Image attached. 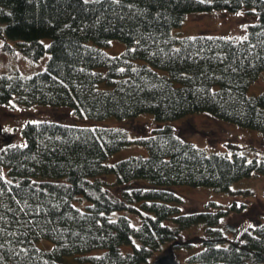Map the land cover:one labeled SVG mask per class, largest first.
Listing matches in <instances>:
<instances>
[{"label": "trees", "instance_id": "obj_1", "mask_svg": "<svg viewBox=\"0 0 264 264\" xmlns=\"http://www.w3.org/2000/svg\"><path fill=\"white\" fill-rule=\"evenodd\" d=\"M242 9L256 18L245 37L171 34L189 13ZM0 37L15 41L31 60L49 54L32 75H0V105L15 98L25 106H68L80 118L152 113L156 122L143 125L133 139L117 127L27 122L24 143L0 149V264H62L63 255L96 249L103 252L84 259L152 264L166 246L175 253L194 248V239L184 234L195 226L204 228L202 247L184 264H264V220L235 232L219 226L223 217L243 212L244 203L208 201L206 210L185 212L182 195L170 188L252 195L232 185L264 176V153L249 158L236 145L231 155L207 153L168 123L204 112L264 135V92L246 94L264 71V0H0ZM112 39L126 44L117 55L100 48ZM130 142L144 146L148 156L104 163ZM108 174L115 181L99 179ZM79 199L83 208L73 204ZM122 211L139 223L114 217ZM40 239L51 241V248L37 247ZM124 244L132 250L123 252Z\"/></svg>", "mask_w": 264, "mask_h": 264}, {"label": "rangeland", "instance_id": "obj_2", "mask_svg": "<svg viewBox=\"0 0 264 264\" xmlns=\"http://www.w3.org/2000/svg\"><path fill=\"white\" fill-rule=\"evenodd\" d=\"M256 20L253 13L247 9L238 12H228L219 10L214 12L199 13L193 12L186 15L181 25L173 27L171 34L175 37L194 36V35H213L223 37H245L247 26ZM45 44L48 39L42 40ZM9 46V48H7ZM109 55H117L126 48V44L118 39H112L107 45L100 46ZM49 54H46L38 60H31L24 56L19 50L18 44L6 37H0V75L10 74L14 70H19L25 75H32L42 70ZM138 65H147L161 75H166L165 70L156 68L142 59H135ZM103 71L104 68H98ZM102 88H109L106 84L100 85ZM264 92V71H261L256 80L251 82L247 89V95H256ZM40 119L54 120L68 124L88 127H117L127 131L130 139L141 134L143 125L156 124L152 113H140L128 118H117L109 116L103 119L80 118L76 116L73 109L68 106L52 107L49 105L33 104L25 106L20 104L15 98L6 104L0 105V149L10 144H23L24 138L21 130L27 122H33ZM176 133L183 140L200 147L207 153L221 152L231 155L230 146L236 145L240 151L249 158L253 153H264V135L255 129L236 125L234 123L213 117L208 113L196 112L185 115L174 121H169ZM129 156H148V150L139 144L130 142L121 149L109 154L104 160L105 164H112ZM104 182L115 181L114 174L99 176ZM140 184H146V180H138ZM112 187V186H111ZM183 197L182 209L185 212H195L206 210L205 204L208 201H215L222 205H229L232 202L244 203L246 209L243 212L231 213L223 217L219 226L225 229L226 224L234 227L241 225L257 224L264 220V176L252 174L242 178L232 185V189H249L252 195L246 197L239 195L234 196L231 193L218 191L206 186H188L173 185L170 187ZM112 192L118 195L119 190L112 187ZM85 201L83 199L74 200L73 204L80 208ZM114 217L118 215H127L131 218L132 223L137 225L138 218L127 212H115ZM203 226H195L186 231L184 237L188 239L191 236L196 242L194 248L176 250V257L181 264L185 263L186 257L192 252L202 247V237L204 236ZM37 247L49 249L52 242L47 239H40L34 242ZM134 244L139 242L135 239ZM123 252L132 250V245L124 244L120 246ZM168 250L166 246L162 252L156 254L154 258ZM102 249L92 250L87 253L75 255H63L62 264H92L89 260L84 259L86 256L99 255ZM151 261V263H152Z\"/></svg>", "mask_w": 264, "mask_h": 264}, {"label": "water", "instance_id": "obj_3", "mask_svg": "<svg viewBox=\"0 0 264 264\" xmlns=\"http://www.w3.org/2000/svg\"><path fill=\"white\" fill-rule=\"evenodd\" d=\"M229 231L235 232L236 227L231 224H226L225 226ZM152 264H180L174 250H167L164 253L155 257V260Z\"/></svg>", "mask_w": 264, "mask_h": 264}]
</instances>
